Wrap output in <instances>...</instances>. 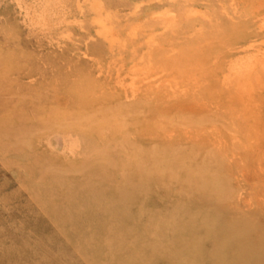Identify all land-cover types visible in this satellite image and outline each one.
Returning a JSON list of instances; mask_svg holds the SVG:
<instances>
[{
    "label": "rangeland",
    "instance_id": "1",
    "mask_svg": "<svg viewBox=\"0 0 264 264\" xmlns=\"http://www.w3.org/2000/svg\"><path fill=\"white\" fill-rule=\"evenodd\" d=\"M0 264H264V0H0Z\"/></svg>",
    "mask_w": 264,
    "mask_h": 264
},
{
    "label": "bare ground",
    "instance_id": "2",
    "mask_svg": "<svg viewBox=\"0 0 264 264\" xmlns=\"http://www.w3.org/2000/svg\"><path fill=\"white\" fill-rule=\"evenodd\" d=\"M224 5V4H223ZM260 25V24H259ZM261 64V63H260ZM103 151V150H102ZM134 156V155H133ZM29 158V157H28ZM29 160V159H28ZM32 162V161H31ZM114 166V165H113ZM201 189L202 188H200L199 190L201 191ZM80 190V189H79ZM202 196H203V198L205 199V200H209V196H208V194H206V193H202ZM129 199V197L128 198H125V199H123V200H121V199H119V200H112V202L110 203V207H111V211L109 212V215L108 216H110L111 215V219L113 220V221H117V215H120V212L121 211H124V212H129V210L131 209V208H128V207H130L131 206V204L130 205H127V207L126 206H123V204H122V201H127ZM135 198H132V200H134ZM68 202H70V201H68ZM42 203V202H41ZM86 203H89V202H86ZM210 203V202H209ZM208 203V204H209ZM88 205V204H87ZM215 205V204H214ZM214 205L212 206V207H214ZM101 208H104V206L103 205H101ZM105 209V208H104ZM98 211V210H97ZM136 211H139V210H136ZM106 212H107V210H106ZM60 213L65 217V219L70 223V224H72L73 226H76L77 224H74L75 222H82L83 221V218H81V217H83L82 215H80V214H76V213H73L70 209H62V210H60ZM127 215V214H126ZM81 216V217H80ZM85 216V215H84ZM133 219V218H132ZM98 221L97 222H99V223H103L104 221L106 222V220H104L102 217H100V218H98L97 219ZM149 220L151 221V222H153V221H155V217L153 216V215H151V216H149ZM219 219H213L212 217H210V216H204V215H202V216H198V215H194V216H192V215H189L188 217H187V219H179V218H177V216L176 215H174L173 217L171 216V217H169V218H166V217H164V216H162V219L160 220V222H159V224L157 225V227H159V226H170V227H181V226H183V227H196V226H204V225H215L216 223H217V221H218ZM234 220H236V221H239V223H240V221H241V218L240 217H235L234 218ZM136 221H138L137 220V218H135V222ZM138 223H139V221H138ZM82 225V224H81ZM78 226H80V225H78ZM78 226H76V227H78ZM83 226V225H82ZM137 226H138V224H137ZM142 228H143V226H141ZM114 229V228H113ZM124 236V235H123ZM130 237H132L131 235H129V234H126L125 233V236H124V239H123V242H126V241H128V239L130 238ZM87 240V239H86ZM88 241V240H87ZM258 253V252H257ZM251 258H252V256H250ZM253 257H255V256H253Z\"/></svg>",
    "mask_w": 264,
    "mask_h": 264
}]
</instances>
